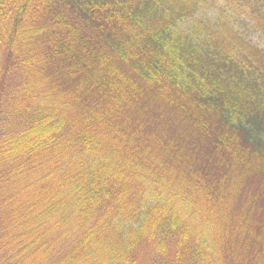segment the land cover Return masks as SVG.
<instances>
[{
  "label": "trees",
  "instance_id": "1",
  "mask_svg": "<svg viewBox=\"0 0 264 264\" xmlns=\"http://www.w3.org/2000/svg\"><path fill=\"white\" fill-rule=\"evenodd\" d=\"M0 264H264V0H0Z\"/></svg>",
  "mask_w": 264,
  "mask_h": 264
},
{
  "label": "rangeland",
  "instance_id": "2",
  "mask_svg": "<svg viewBox=\"0 0 264 264\" xmlns=\"http://www.w3.org/2000/svg\"><path fill=\"white\" fill-rule=\"evenodd\" d=\"M227 14V16H226ZM225 8L221 2H210L207 7H203L199 13L200 16H205L213 19H220L221 16H226L229 19L233 20V23H236V26L245 33L252 41H256V36L253 35L250 27L243 21L237 19L232 13H226Z\"/></svg>",
  "mask_w": 264,
  "mask_h": 264
}]
</instances>
